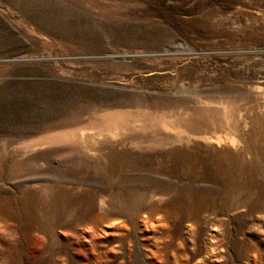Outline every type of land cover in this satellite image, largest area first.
Wrapping results in <instances>:
<instances>
[{"label": "rangeland", "instance_id": "374dc122", "mask_svg": "<svg viewBox=\"0 0 264 264\" xmlns=\"http://www.w3.org/2000/svg\"><path fill=\"white\" fill-rule=\"evenodd\" d=\"M263 92L264 0H0V264H264Z\"/></svg>", "mask_w": 264, "mask_h": 264}, {"label": "bare ground", "instance_id": "6f19581e", "mask_svg": "<svg viewBox=\"0 0 264 264\" xmlns=\"http://www.w3.org/2000/svg\"><path fill=\"white\" fill-rule=\"evenodd\" d=\"M263 90V87H258ZM264 93V92H263ZM172 117V116H171ZM142 123L145 127H150L158 124L166 129L171 130L176 137L182 135H190L186 129H184L176 119H145ZM93 124V123H92ZM140 123L136 117L131 115H123L121 113H116L113 115H107L103 122L94 123L87 129L75 128L73 130H63L58 132H53L35 139H31L22 144L26 150H34L45 145L54 144H67V143H82L87 151L91 149L88 148V141H95L98 139L108 138L111 140H116L121 133H127L129 130L139 128ZM143 129V128H142ZM206 136V135H205ZM227 136V135H226ZM218 137V136H217ZM205 138V137H204ZM211 140V139H210ZM91 153V152H89ZM94 155V154H93ZM100 206H104V201H99Z\"/></svg>", "mask_w": 264, "mask_h": 264}]
</instances>
